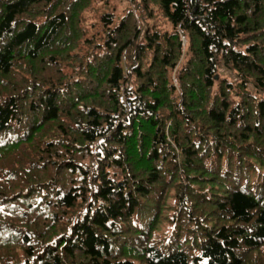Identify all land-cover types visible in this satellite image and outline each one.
Here are the masks:
<instances>
[{
	"label": "trees",
	"instance_id": "obj_1",
	"mask_svg": "<svg viewBox=\"0 0 264 264\" xmlns=\"http://www.w3.org/2000/svg\"><path fill=\"white\" fill-rule=\"evenodd\" d=\"M0 264H264V0H0Z\"/></svg>",
	"mask_w": 264,
	"mask_h": 264
},
{
	"label": "rangeland",
	"instance_id": "obj_2",
	"mask_svg": "<svg viewBox=\"0 0 264 264\" xmlns=\"http://www.w3.org/2000/svg\"><path fill=\"white\" fill-rule=\"evenodd\" d=\"M92 21H93V19H92V20L89 19V23H88V24H91ZM125 58H126L127 61H128V59L130 58V52H129V51H127V52L125 53Z\"/></svg>",
	"mask_w": 264,
	"mask_h": 264
}]
</instances>
